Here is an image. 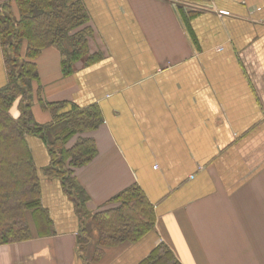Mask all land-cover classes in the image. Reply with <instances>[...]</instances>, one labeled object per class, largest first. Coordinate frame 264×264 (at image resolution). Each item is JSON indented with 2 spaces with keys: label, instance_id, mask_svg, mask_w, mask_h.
Wrapping results in <instances>:
<instances>
[{
  "label": "crops",
  "instance_id": "crops-1",
  "mask_svg": "<svg viewBox=\"0 0 264 264\" xmlns=\"http://www.w3.org/2000/svg\"><path fill=\"white\" fill-rule=\"evenodd\" d=\"M81 1L89 52L101 60L78 61L64 77L67 46L43 49L41 97L99 107L100 126L66 145L95 143L96 156L73 171L90 216L137 185L156 218L150 234L107 249L97 264H138L159 244L178 264H264V0ZM31 111L38 124L52 121L36 99ZM27 142L46 167L41 139ZM41 205L52 233L28 216L34 237L0 245V264H85L78 250L89 259L98 239L91 219L55 179L42 178Z\"/></svg>",
  "mask_w": 264,
  "mask_h": 264
},
{
  "label": "trees",
  "instance_id": "trees-1",
  "mask_svg": "<svg viewBox=\"0 0 264 264\" xmlns=\"http://www.w3.org/2000/svg\"><path fill=\"white\" fill-rule=\"evenodd\" d=\"M88 22L81 0H13V3L6 0L0 6V46L6 72V84L0 88V245L34 237L28 216L38 218L44 225V235L52 233L51 221L41 205V180L55 179L80 218H90L97 231V246L91 257H85L84 247L77 253L85 264H97L107 249L137 243L150 234L156 218L152 205L137 185L109 201L116 207L90 216L86 209L88 198L73 171L96 156L95 143L92 139L78 138L72 147L66 145L72 137L100 126L99 107L47 103L41 97L36 59L43 49L69 43L70 50L62 52L60 62L64 77L72 74L78 61L84 60L89 66L101 60L100 53L89 52ZM34 99L50 113L49 124L41 125L34 120L31 111ZM55 123H61L63 129L49 137ZM28 137H37L46 146L49 156L46 167H36ZM138 264L178 263L166 246L159 244Z\"/></svg>",
  "mask_w": 264,
  "mask_h": 264
},
{
  "label": "rangeland",
  "instance_id": "rangeland-1",
  "mask_svg": "<svg viewBox=\"0 0 264 264\" xmlns=\"http://www.w3.org/2000/svg\"><path fill=\"white\" fill-rule=\"evenodd\" d=\"M63 46H67L66 48H67V51L70 49L69 48V43L68 42H65L64 44H62ZM62 129H63V126L62 125H60L59 127H57V128H54V129H52V131H51V135L52 134H55L56 132V134H58V133H60L61 131H62ZM96 234V233H95Z\"/></svg>",
  "mask_w": 264,
  "mask_h": 264
}]
</instances>
